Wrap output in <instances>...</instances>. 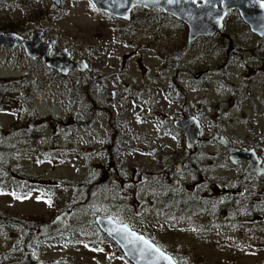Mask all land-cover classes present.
Returning <instances> with one entry per match:
<instances>
[{"label": "rangeland", "instance_id": "374dc122", "mask_svg": "<svg viewBox=\"0 0 264 264\" xmlns=\"http://www.w3.org/2000/svg\"><path fill=\"white\" fill-rule=\"evenodd\" d=\"M6 28L24 36L43 31L55 52L68 47L93 71L61 75L22 47L0 46V85L24 91L22 82H30L37 118L32 124L27 114L18 119L0 107V142L13 148L1 162L19 180L16 189L0 188V218L20 223L0 225V264L21 259L27 249L44 264H131L110 241L100 240L97 215L127 223L183 264H264V215L259 233L256 219L239 205L245 196L233 192L239 171L215 168L227 154L208 140L224 132L232 144L254 147L264 160V37L252 33L237 11L228 14L221 32L189 45L187 26L161 9L138 8L125 22L89 0H61L59 6L52 0H0V29ZM182 115L202 124L193 149L185 147L181 130L167 125ZM177 161L189 170L173 169L177 185L153 177ZM101 170L112 177L110 184L94 195L99 202L86 204L82 193L97 184L92 181ZM24 180L48 189L23 191ZM61 182L74 185L59 187ZM255 184L258 189L245 179L240 189L264 202V179ZM189 185L200 197H234L237 221H228L231 213L176 218V205L171 200L165 208L162 199L169 189ZM69 206L74 208L63 229L34 246L23 243V235H37L40 224ZM79 223L98 239L93 247L70 240L66 229L72 232Z\"/></svg>", "mask_w": 264, "mask_h": 264}, {"label": "water", "instance_id": "95a60500", "mask_svg": "<svg viewBox=\"0 0 264 264\" xmlns=\"http://www.w3.org/2000/svg\"><path fill=\"white\" fill-rule=\"evenodd\" d=\"M57 6L61 4V0H52ZM92 5L105 13L114 17L129 20L131 10L135 7H143L148 10L156 8L162 12L171 15L179 21H182L188 29L187 43L190 44L198 37H209L218 34L224 28V21L231 11H237L241 19L248 25L250 31L257 37H264V0H174L168 3L167 0H89ZM53 41L43 38L41 31H36L30 36H24L14 31L0 30V46L8 49H15L22 46L26 55L31 59L41 58L45 64L55 69L61 75H67L72 71L90 72L92 68L85 58L77 60L71 57L68 48L62 49L57 56H49ZM175 128L182 131L184 143L187 149L194 148L201 138L202 124L198 117L194 115H183L181 118L173 120ZM229 152V158L232 162L238 160H247L246 172L249 174L264 173V166H261V159L254 147H238L227 139V137L219 132L209 138ZM180 166L178 163L177 167ZM155 175V174H154ZM71 214V210L66 208L57 213L54 218L48 222L38 226L37 235L39 237H50L63 229L67 225V220ZM95 223L98 228L105 233L121 250L124 257L131 264H180L174 257L159 247L153 240L146 235L133 229L125 222H119L109 215H97ZM127 225L131 232H135L139 236H143L148 240L153 248H159L164 254L162 258L159 252L146 251L143 256L138 249H143V243L129 245L126 239H122L124 233H115L114 228H123ZM137 249L133 251V249ZM44 262L35 256L33 249L24 251V255L19 260L10 261L9 264H43Z\"/></svg>", "mask_w": 264, "mask_h": 264}, {"label": "trees", "instance_id": "16d2710c", "mask_svg": "<svg viewBox=\"0 0 264 264\" xmlns=\"http://www.w3.org/2000/svg\"><path fill=\"white\" fill-rule=\"evenodd\" d=\"M4 30L12 31L10 28H6ZM15 31V30H14ZM18 83H21V80L18 81ZM24 85L22 89L24 91H21L17 89V86H10L6 84L0 85V107L5 109L6 111H10L12 114L15 115V118L22 119L26 114L28 115V120H30V123L33 121L32 124H35L36 121V111L34 109L33 100L30 96V90H31V83L29 82L28 86H26L24 81L22 82ZM16 84V83H15ZM25 107V108H24ZM171 129L174 127L170 123L167 124ZM13 148L7 146L5 143L0 142V170H2V175L0 177V188H3L4 186H10L16 189V187L19 185V180L14 177L11 173H8L5 170V164L1 162V156L4 154H7L6 152L12 151ZM115 152V151H114ZM109 154L112 158L113 156V150L109 151ZM111 162V160L109 161ZM105 171V170H104ZM104 171L101 170L100 174L97 176V180L92 181V185L97 183L93 188L83 191L82 195L87 197L86 204H93L99 202V198H95V194L99 195L100 193H103L104 187L109 186L110 181L112 177L109 175H104ZM148 184L149 187H151L152 184H154L153 178H148ZM23 185V191H28L30 187L36 188L40 193H45L48 189V186L45 184H42L40 181L36 182L35 180L33 183L31 181L24 180L22 182ZM69 185H74L73 182H61L58 186L67 187ZM90 185V186H92ZM153 186V185H152ZM170 187V186H169ZM168 187V188H169ZM93 192V193H92ZM96 192V193H95ZM177 191L175 189H169L167 191V194L162 199L164 201L165 208L170 206V201H173V204H176L175 202L178 201L179 195L176 193ZM92 193V194H91ZM185 198H187L186 209L185 210H179L174 208L173 214L176 216V218L183 220V221H190L197 219L198 217H203L208 213V202H205L204 199L200 198L201 202L196 204L192 201L194 196L190 193H186L184 195ZM203 200V201H202ZM84 204V203H83ZM172 204V203H171ZM73 206H69L68 209L71 211L73 210ZM8 215H3L2 218H0V225H18L19 220L13 217H6ZM20 224V223H19ZM93 225L95 224V221H93ZM79 228H73L72 230L75 232H71V229H66L69 233L70 240L72 241H79V242H86L91 244L90 246L93 247L96 243H98V239H94L89 237V232L86 228V224L79 223ZM71 228V227H70ZM97 235L100 237V240L104 239L107 241H110L114 246L117 247L120 255L124 258L123 253L118 248V246L105 234L103 233L98 227H96ZM97 236V237H98ZM23 243L26 245L34 246L35 244H38L41 240V238L46 237H39L38 235H34L33 232H30L27 235H23ZM94 239V240H93ZM174 257V256H173ZM174 259L180 263L183 264V261L178 259L177 257H174ZM44 264V263H43Z\"/></svg>", "mask_w": 264, "mask_h": 264}, {"label": "flooded vegetation", "instance_id": "af4514ba", "mask_svg": "<svg viewBox=\"0 0 264 264\" xmlns=\"http://www.w3.org/2000/svg\"><path fill=\"white\" fill-rule=\"evenodd\" d=\"M138 8H141V9H145V8H143V7H135V8H133L132 10H131V15H130V19L129 20H123V19H120V18H118V19H120V20H123V21H125V22H128V21H130L131 20V18H132V15H133V12L136 10V9H138ZM145 10H148V9H145ZM117 18V17H116ZM0 30H2V29H0ZM2 31H7V30H2ZM15 32V31H14ZM42 32V34H43V38L44 39H46L45 37H44V32L43 31H41ZM49 40H52V39H46V41H49ZM53 41V40H52ZM189 45V44H188ZM53 46H54V41H53V44H52V47H51V50H50V52H49V56H51V57H54V56H57L58 55V53L62 50V49H64V48H68V47H63L61 50H58V51H54L53 50ZM3 47H5V46H3ZM19 47H22V46H19ZM6 48V47H5ZM18 48V47H17ZM8 49V48H7ZM71 57L72 58H74L73 56H72V54H71ZM37 59H41V58H37ZM76 59V58H75ZM82 59V58H81ZM42 60V59H41ZM78 60V59H77ZM44 62V61H43ZM45 63V62H44ZM91 71H93V70H91ZM90 71V72H91ZM113 97H115V95L113 94ZM183 116V115H182ZM172 124H173V121H172ZM174 126V125H173ZM220 133H222V134H224L225 135V133L224 132H220ZM214 134V133H213ZM226 136V135H225ZM227 137V136H226ZM201 139V138H200ZM228 139V138H227ZM208 140H209V138H208ZM229 140V139H228ZM200 141V140H199ZM210 141V140H209ZM218 144V143H217ZM232 144V143H231ZM220 145V144H219ZM233 145H235V144H233ZM197 146V145H196ZM235 146H238V145H235ZM221 147L224 149V151H226V154H227V160H223V161H221V163H219V164H217V165H215V168H220V169H222V168H229V169H235V170H238L239 171V173H240V176H238V177H236V179H235V181H234V184H235V187L234 188H236L235 190H233V192L236 194V193H238V192H240L239 193V195H244L245 197V201L244 202H242V203H240L239 205L240 206H243L244 207V212H245V215L248 217V216H252L253 215V219H256V221H257V226H256V230L260 233V232H262L263 231V229H262V227H263V225H259V222H263V215H264V202H263V200L261 199V200H258L257 201V199L256 200H252V199H250L249 198V192H247V191H242V189H240V184H243L244 182H245V179H249L250 181H251V186H253V185H255L256 186V189H258V186L255 184L257 181H261L262 179H264V173H261V174H259V175H257V174H249V173H247L246 172V166H247V164H248V161L247 160H238L237 162H232L231 160H230V158H229V152H228V150L225 148V147H223L222 145H221ZM238 147H244V146H238ZM193 149V148H192ZM259 156V155H258ZM261 159V166H264V160L262 159V158H260ZM178 163H180V166L179 167H177V165H178ZM209 167H211V166H209ZM186 168V166H185V163L183 162V161H177L175 164H173V166L171 167V166H168L167 168H166V170L165 171H163V172H159L158 174H156V175H153V177L154 178H159V177H161L162 178V181L163 182H165V183H167L168 182V185H169V183H174V184H178L179 183V181H178V179H174V178H170V174L171 173H173V171L175 170V171H178V172H181V173H184V174H187L188 173V171L189 170H186L185 169ZM197 168H199L198 166H197ZM174 169V170H173ZM238 179H242L240 182H238ZM178 186H180V185H178ZM217 187V186H216ZM177 192V194L179 195V198H178V201H176L175 203V205H176V207H177V209H179V210H185L186 209V204H185V202L187 203V198H185L184 197V195L186 194V193H190V194H192L193 196H194V198L192 199V201L193 202H195L196 204H198V203H200L201 202V200H200V198H202V199H204V201L205 202H208V213L206 214V215H213V216H215V215H224V216H226V215H230V213L231 214H234L233 215V219H231V220H228L229 222H231V223H233V222H236L237 221V219H238V216H239V214H240V209L238 210H235L234 209V204L236 203V199L234 198V197H231L230 195H224L221 199L219 198V197H216V198H214L213 200L212 199H210V198H204V197H200V196H198V195H195V194H193V192L194 191H196L197 190V188H196V185H189V186H187L186 187V189H184V188H182V187H178L177 189H175ZM261 193L264 195V190L263 189H261ZM167 194V193H166ZM261 194V195H262ZM257 196H255V198H256ZM264 197V196H263ZM185 201V202H184ZM203 201V200H202ZM261 202V203H260ZM262 213H263V215H262ZM205 215V216H206ZM217 216V217H218ZM204 217V216H203ZM245 222V221H244ZM246 223H248V222H246ZM233 226L234 227H239V225H237V224H233ZM240 227H241V225H240Z\"/></svg>", "mask_w": 264, "mask_h": 264}, {"label": "snow or ice", "instance_id": "6c2138e0", "mask_svg": "<svg viewBox=\"0 0 264 264\" xmlns=\"http://www.w3.org/2000/svg\"><path fill=\"white\" fill-rule=\"evenodd\" d=\"M153 2H158V0H153ZM168 3H173L174 0H167ZM176 2H178V0H176ZM113 232L115 233H124L125 235H122V239H126L127 240V243L129 245H136L137 243H143L144 245V248L143 249H138L140 252H141V255L143 256V254L148 251V252H159L160 253V256L157 257L158 259L159 258H162L164 256V254L162 252H160V249L159 248H153V245L148 241V240H145L143 236H139L137 235L135 232H131L127 225H124L123 228H120V227H117V228H114L112 230ZM137 249H133V251H136Z\"/></svg>", "mask_w": 264, "mask_h": 264}]
</instances>
